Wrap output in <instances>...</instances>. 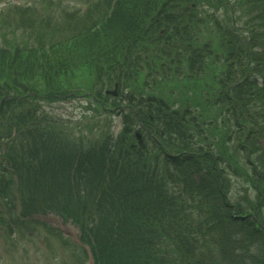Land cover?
Returning <instances> with one entry per match:
<instances>
[{
	"label": "trees",
	"instance_id": "1",
	"mask_svg": "<svg viewBox=\"0 0 264 264\" xmlns=\"http://www.w3.org/2000/svg\"><path fill=\"white\" fill-rule=\"evenodd\" d=\"M114 7L57 44L50 31L49 49L45 29L38 48L0 45V199H21L10 226L37 209L71 218L96 264H264V0ZM74 94L91 102L88 127L43 107Z\"/></svg>",
	"mask_w": 264,
	"mask_h": 264
},
{
	"label": "rangeland",
	"instance_id": "2",
	"mask_svg": "<svg viewBox=\"0 0 264 264\" xmlns=\"http://www.w3.org/2000/svg\"><path fill=\"white\" fill-rule=\"evenodd\" d=\"M92 0H0V45L8 44L23 45L30 42V46L38 47L35 39L40 29L52 28L53 41L69 38L85 21L77 19L79 10L87 9V4ZM20 7L21 13L11 10ZM37 8H43L37 11ZM203 9L199 12L203 15ZM41 16L44 18L41 20ZM33 25L29 27V22ZM34 22H32V21ZM203 20V19H202ZM16 21L21 27L15 28ZM25 21L28 28H23ZM40 21H44L40 23ZM42 25V26H41ZM30 32H34L30 34ZM50 33L44 41L49 43ZM88 103L86 97L75 98L54 105H46V110L57 119L66 122H80L84 117V108ZM114 132L117 133L120 127V118L114 117ZM84 123V120L81 122ZM19 188L15 187L14 191ZM242 194V195H241ZM254 196V192H250ZM243 198L244 192L236 195ZM15 204L11 208L0 202V264H87L82 248L71 243L68 236L75 241L82 235L81 230L71 220L60 221L61 217L51 212H44L37 209V212L27 218V222H15L17 225L7 224L11 220V214L17 210V216L21 212V199L15 198ZM60 217V219H59ZM56 227L65 231L61 235Z\"/></svg>",
	"mask_w": 264,
	"mask_h": 264
},
{
	"label": "water",
	"instance_id": "3",
	"mask_svg": "<svg viewBox=\"0 0 264 264\" xmlns=\"http://www.w3.org/2000/svg\"><path fill=\"white\" fill-rule=\"evenodd\" d=\"M137 137L140 139V134L139 133H137ZM140 144H142L141 139H140Z\"/></svg>",
	"mask_w": 264,
	"mask_h": 264
}]
</instances>
